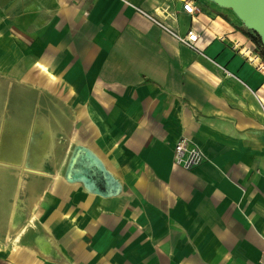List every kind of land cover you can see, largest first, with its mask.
I'll return each instance as SVG.
<instances>
[{
    "label": "crops",
    "instance_id": "0c3cea01",
    "mask_svg": "<svg viewBox=\"0 0 264 264\" xmlns=\"http://www.w3.org/2000/svg\"><path fill=\"white\" fill-rule=\"evenodd\" d=\"M183 1L0 0V264H264V56Z\"/></svg>",
    "mask_w": 264,
    "mask_h": 264
},
{
    "label": "built area",
    "instance_id": "2783aa9c",
    "mask_svg": "<svg viewBox=\"0 0 264 264\" xmlns=\"http://www.w3.org/2000/svg\"><path fill=\"white\" fill-rule=\"evenodd\" d=\"M183 10L187 13L193 14L195 11V6L191 0H184L183 1ZM137 10L148 17L150 20L155 22L159 27H161L164 31L171 34L175 39H177L180 43L187 46L192 51L196 52L197 54L203 56L206 59L211 60L215 65H217L223 74L226 77L234 78L239 80V78L229 71L225 66L221 65L220 63L216 62L214 59H211L207 55L204 54L203 50L198 46L197 40L198 35L192 30H189L186 34L181 35L169 26L165 25L158 19L154 18L153 16L149 15L144 10L137 8ZM251 60L257 64V67L264 72V61H259L257 57H251ZM205 159L204 154L196 145L191 144L187 139L181 138L179 139L176 144L174 145V162L176 165L183 167L184 169H191L196 165L203 162Z\"/></svg>",
    "mask_w": 264,
    "mask_h": 264
},
{
    "label": "water",
    "instance_id": "95a60500",
    "mask_svg": "<svg viewBox=\"0 0 264 264\" xmlns=\"http://www.w3.org/2000/svg\"><path fill=\"white\" fill-rule=\"evenodd\" d=\"M232 10L245 27L254 31L264 47V0H211Z\"/></svg>",
    "mask_w": 264,
    "mask_h": 264
},
{
    "label": "rangeland",
    "instance_id": "374dc122",
    "mask_svg": "<svg viewBox=\"0 0 264 264\" xmlns=\"http://www.w3.org/2000/svg\"><path fill=\"white\" fill-rule=\"evenodd\" d=\"M31 96H33V91H31ZM42 122H44V120L43 119H37L36 121H35V123H36V126H38V127H40V125H42ZM62 133H63V139H62V150L64 151L65 150V148H66V144H67V142H68V136H69V130H68V126H67V124H63L62 123ZM50 145L52 144V142L51 143H49ZM48 146V145H47ZM80 151V149H78V152ZM75 155V154H74ZM73 155V156H74ZM74 160H75V158H74ZM69 162H71V160H69ZM69 176H70V164L67 166V170H66V178L68 179L69 178Z\"/></svg>",
    "mask_w": 264,
    "mask_h": 264
},
{
    "label": "trees",
    "instance_id": "16d2710c",
    "mask_svg": "<svg viewBox=\"0 0 264 264\" xmlns=\"http://www.w3.org/2000/svg\"><path fill=\"white\" fill-rule=\"evenodd\" d=\"M252 35H253L254 42L257 44V46H259L261 48V53L264 56V48H263V46L261 44V41H260L259 36L254 31H253V34Z\"/></svg>",
    "mask_w": 264,
    "mask_h": 264
}]
</instances>
